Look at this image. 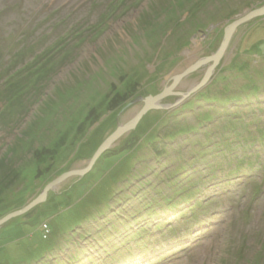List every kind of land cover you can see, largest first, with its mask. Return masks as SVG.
Wrapping results in <instances>:
<instances>
[{"label":"rangeland","instance_id":"obj_1","mask_svg":"<svg viewBox=\"0 0 264 264\" xmlns=\"http://www.w3.org/2000/svg\"><path fill=\"white\" fill-rule=\"evenodd\" d=\"M263 7L0 0V51L65 40L23 109L0 101V264H264Z\"/></svg>","mask_w":264,"mask_h":264},{"label":"trees","instance_id":"obj_2","mask_svg":"<svg viewBox=\"0 0 264 264\" xmlns=\"http://www.w3.org/2000/svg\"><path fill=\"white\" fill-rule=\"evenodd\" d=\"M69 37L70 36H68V38ZM69 40H67L66 43ZM38 43L39 42H34L31 46L22 43V46L12 55H10L9 52L6 53L4 50L0 51V82L4 81L2 88H0V101L6 102L8 107L14 109L17 105L20 109H23L24 106L21 103L25 100L26 96L29 98V95L34 91V93H36L42 88L43 83L48 79L50 74L61 65L58 64L60 61L56 63L53 62L54 60L49 59L50 55H54L58 52L60 53L61 49H65V40H62L60 44L53 48L44 51L40 50L39 52L36 51ZM46 102L45 104L51 102V98ZM7 106H4L5 109ZM3 113L8 116L7 111ZM1 115L2 114H0V120L4 119ZM16 116L19 115L17 114ZM14 121H16V117ZM130 233L132 234V232ZM136 234H139V232Z\"/></svg>","mask_w":264,"mask_h":264},{"label":"water","instance_id":"obj_3","mask_svg":"<svg viewBox=\"0 0 264 264\" xmlns=\"http://www.w3.org/2000/svg\"><path fill=\"white\" fill-rule=\"evenodd\" d=\"M264 14V7L261 8L260 10H256L255 12L251 13L248 17H246V19H244L243 21H247L248 19L250 18H254L256 16H259V15H263ZM241 21V22H243ZM237 23L231 25L229 27V29L227 30V33H226V36H225V43H224V46L222 48V51L220 52V54H217V56L212 59V60H209V61H212L214 64H217L218 60L220 59L219 57L221 56L222 52H223V49H225L230 41V38L232 37V33L236 27ZM207 62V61H206ZM200 64H198L197 66H194L192 68H190V70H188L187 72H185L184 74H182L181 76H179L177 78V80L175 81L174 85H172L167 91L161 93L160 95L154 97V98H149L145 101V105H144V108L141 110L140 114L137 116L136 118V121H135V124L144 116V114L146 112H148V110H150L152 108V106L156 103H158V101H160L163 97H165L166 95H168L170 93V91L173 90V88L176 86V84L178 83V81H180L186 74H188L189 72H191L193 69H195L196 67L200 66ZM204 84H206V80H204L198 87H196L194 90L200 88L201 86H203ZM137 100H135L133 102V104L136 102ZM133 126H130V127H125V128H122V129H119L117 130L112 136H110V138L100 147V149L97 151V153L95 154V156L92 158V160L90 161V168L91 166H93V164L95 163V161L101 156V154L103 152H105L111 145L112 141L114 139H116L119 135H121L123 132H126L128 130H131ZM89 168V169H90ZM87 170H83V171H79V172H75L74 174H84L86 173ZM72 175V173L70 174ZM55 183H58V181H56ZM51 186H49L50 188ZM49 188H47V191L49 190ZM47 191H45L44 193L46 194ZM42 197L41 198H38L37 200L33 201L29 206H27L24 210L20 211V212H16L14 213L12 216L10 217H13V216H17V215H22L23 213H26L28 212L30 209H32L33 207H35L37 204H39L42 200ZM41 200V201H40ZM6 219H9V218H6ZM6 219L4 221H1L0 222V225L2 223H5Z\"/></svg>","mask_w":264,"mask_h":264}]
</instances>
